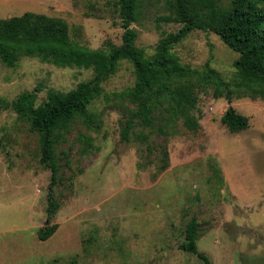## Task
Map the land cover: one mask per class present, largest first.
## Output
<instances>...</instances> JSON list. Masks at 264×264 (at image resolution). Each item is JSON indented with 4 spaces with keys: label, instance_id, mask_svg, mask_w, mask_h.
Returning <instances> with one entry per match:
<instances>
[{
    "label": "rangeland",
    "instance_id": "374dc122",
    "mask_svg": "<svg viewBox=\"0 0 264 264\" xmlns=\"http://www.w3.org/2000/svg\"><path fill=\"white\" fill-rule=\"evenodd\" d=\"M138 2L136 45L151 56L182 25L162 19L173 15L174 0ZM219 5L228 9L231 0ZM27 12L65 21L71 39L90 49L122 44L118 0H0V19ZM174 52L192 69L208 64L225 81L236 79L239 54L212 32H192ZM93 76L39 58L22 57L14 68L0 63V264H204L181 249L193 218L198 249L212 264H264V93L234 88L229 104L197 84V131L183 120H157L154 129L136 121L125 141L135 110L120 97L136 82L128 62L90 105L93 124L79 118L61 133L54 187L61 207L48 218L52 172L41 163L39 135L6 105L29 93L39 105L50 90L68 93ZM230 106L248 117L246 131L222 124ZM55 224L41 241L40 230Z\"/></svg>",
    "mask_w": 264,
    "mask_h": 264
},
{
    "label": "trees",
    "instance_id": "16d2710c",
    "mask_svg": "<svg viewBox=\"0 0 264 264\" xmlns=\"http://www.w3.org/2000/svg\"><path fill=\"white\" fill-rule=\"evenodd\" d=\"M222 0H174L173 15L163 21L181 24L177 33L163 37L155 53L147 56L136 45L138 33L132 28L139 7L138 0H118L124 29L122 44L109 50H93L82 46L70 37L68 24L61 19L27 12L22 16L0 19V63L14 68L22 57L39 58L58 67H78L93 70L91 80L80 83L76 89L62 93L50 90L45 102L37 105L36 94L23 95L7 104L19 113L32 132L39 135L41 163L52 172L48 195V218L60 209L54 196L58 182L59 166L55 150L61 133L77 119L93 124L90 105L104 95L103 82L116 74L122 62L133 65L136 82L123 91L120 97L135 105L126 119L123 139L130 140L136 121L143 127L154 129L157 120L166 124L183 120L192 131L200 127L196 110L198 96L196 85L213 87L216 98L233 101V89L244 92L264 93V0H231L228 9ZM212 32L224 44L239 54L235 63L236 79L225 81L207 64L206 70L192 69L181 63L175 47L192 32ZM221 122L232 133L249 128L248 117L230 106ZM58 230V225L43 227L38 235L47 241ZM186 240L181 245L185 252L195 255L204 264H212L207 255L198 249V222L188 224Z\"/></svg>",
    "mask_w": 264,
    "mask_h": 264
}]
</instances>
